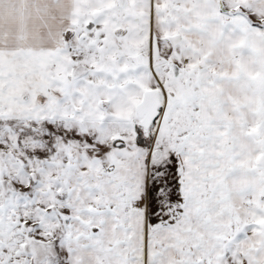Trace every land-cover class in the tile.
Wrapping results in <instances>:
<instances>
[{"label":"snow or ice","instance_id":"6c2138e0","mask_svg":"<svg viewBox=\"0 0 264 264\" xmlns=\"http://www.w3.org/2000/svg\"><path fill=\"white\" fill-rule=\"evenodd\" d=\"M0 264H264V0H0Z\"/></svg>","mask_w":264,"mask_h":264}]
</instances>
